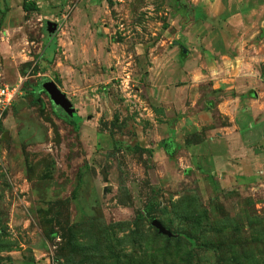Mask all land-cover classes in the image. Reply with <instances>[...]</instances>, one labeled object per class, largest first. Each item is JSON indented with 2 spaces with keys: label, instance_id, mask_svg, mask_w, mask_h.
<instances>
[{
  "label": "rangeland",
  "instance_id": "rangeland-1",
  "mask_svg": "<svg viewBox=\"0 0 264 264\" xmlns=\"http://www.w3.org/2000/svg\"><path fill=\"white\" fill-rule=\"evenodd\" d=\"M26 1L0 0V264H264V0Z\"/></svg>",
  "mask_w": 264,
  "mask_h": 264
},
{
  "label": "water",
  "instance_id": "water-1",
  "mask_svg": "<svg viewBox=\"0 0 264 264\" xmlns=\"http://www.w3.org/2000/svg\"><path fill=\"white\" fill-rule=\"evenodd\" d=\"M47 30L49 34H53L57 30V25L52 22H47ZM42 88L48 93L54 105L60 107L64 111V113L68 115L73 111L71 103L68 101L66 96L58 89L53 81H45L42 85ZM103 174L106 176L104 172ZM152 224L156 228H158L161 233H166V230L158 221H153Z\"/></svg>",
  "mask_w": 264,
  "mask_h": 264
},
{
  "label": "built area",
  "instance_id": "built-area-1",
  "mask_svg": "<svg viewBox=\"0 0 264 264\" xmlns=\"http://www.w3.org/2000/svg\"><path fill=\"white\" fill-rule=\"evenodd\" d=\"M19 93V87L15 88H2L0 87V107L6 109L11 106Z\"/></svg>",
  "mask_w": 264,
  "mask_h": 264
},
{
  "label": "trees",
  "instance_id": "trees-1",
  "mask_svg": "<svg viewBox=\"0 0 264 264\" xmlns=\"http://www.w3.org/2000/svg\"><path fill=\"white\" fill-rule=\"evenodd\" d=\"M23 10L25 11V12H33V11H37L38 10V7L35 5V4H29V3H27V1L26 0H24V3H23ZM49 54V53H48ZM51 59V58H50ZM47 81V80H46ZM41 89H43L42 88V86H41Z\"/></svg>",
  "mask_w": 264,
  "mask_h": 264
},
{
  "label": "flooded vegetation",
  "instance_id": "flooded-vegetation-1",
  "mask_svg": "<svg viewBox=\"0 0 264 264\" xmlns=\"http://www.w3.org/2000/svg\"><path fill=\"white\" fill-rule=\"evenodd\" d=\"M58 109H59V112H61L63 115H65L64 111L60 107H58Z\"/></svg>",
  "mask_w": 264,
  "mask_h": 264
}]
</instances>
